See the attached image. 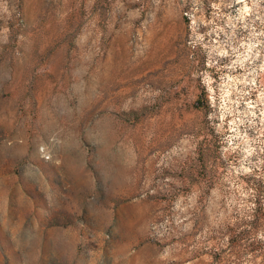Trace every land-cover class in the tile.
Masks as SVG:
<instances>
[{
  "label": "rangeland",
  "instance_id": "374dc122",
  "mask_svg": "<svg viewBox=\"0 0 264 264\" xmlns=\"http://www.w3.org/2000/svg\"><path fill=\"white\" fill-rule=\"evenodd\" d=\"M0 264H264V0H0Z\"/></svg>",
  "mask_w": 264,
  "mask_h": 264
}]
</instances>
